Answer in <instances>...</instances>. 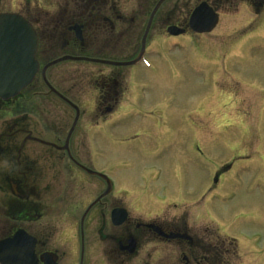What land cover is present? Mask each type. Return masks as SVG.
I'll list each match as a JSON object with an SVG mask.
<instances>
[{"label": "flooded vegetation", "instance_id": "obj_1", "mask_svg": "<svg viewBox=\"0 0 264 264\" xmlns=\"http://www.w3.org/2000/svg\"><path fill=\"white\" fill-rule=\"evenodd\" d=\"M159 1L0 0V14L33 27L38 65L25 89L0 100V243L21 238L0 249V264H232L236 241L201 221L202 211L215 212L203 201L218 195L221 174L184 183L187 143L196 158L203 154L196 132L177 141L173 186L153 175L166 170L159 160L175 137L138 72L160 77L150 61L170 41L210 36L235 20L253 25L264 0H165L155 10ZM200 4L217 16L210 34L189 28ZM258 153L236 161L261 167Z\"/></svg>", "mask_w": 264, "mask_h": 264}, {"label": "rangeland", "instance_id": "obj_2", "mask_svg": "<svg viewBox=\"0 0 264 264\" xmlns=\"http://www.w3.org/2000/svg\"><path fill=\"white\" fill-rule=\"evenodd\" d=\"M241 18L244 22L249 17ZM244 23L235 20L210 36L170 41L169 52L150 61L160 69V77L157 72L138 74L148 82L155 103L162 104L156 113L165 111L163 129L175 137L159 160L166 170L154 171V177L159 181L166 175L173 186L177 169L169 166L182 161L177 141L186 132L188 142L196 132L203 154L196 158L187 143L185 185L210 183L217 170L223 182L217 196L203 201L215 205L213 213L202 211L203 229L214 226L236 241L232 264H264V165L253 159L236 161L248 153L264 155V15L251 26ZM257 136H261L258 144ZM227 166L233 169L225 173Z\"/></svg>", "mask_w": 264, "mask_h": 264}, {"label": "water", "instance_id": "obj_3", "mask_svg": "<svg viewBox=\"0 0 264 264\" xmlns=\"http://www.w3.org/2000/svg\"><path fill=\"white\" fill-rule=\"evenodd\" d=\"M216 22V16L201 5L194 10L189 24L193 32L202 34L211 32ZM169 32L179 34L171 29ZM35 48L34 32L26 22L15 15H0V99L15 96L31 81L37 70ZM18 239L16 234L7 243Z\"/></svg>", "mask_w": 264, "mask_h": 264}, {"label": "bare ground", "instance_id": "obj_4", "mask_svg": "<svg viewBox=\"0 0 264 264\" xmlns=\"http://www.w3.org/2000/svg\"><path fill=\"white\" fill-rule=\"evenodd\" d=\"M245 25H242V27H244Z\"/></svg>", "mask_w": 264, "mask_h": 264}]
</instances>
